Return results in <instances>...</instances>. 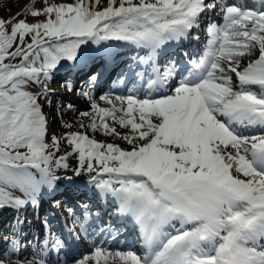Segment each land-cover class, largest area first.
Returning a JSON list of instances; mask_svg holds the SVG:
<instances>
[{
	"label": "snow or ice",
	"instance_id": "1",
	"mask_svg": "<svg viewBox=\"0 0 264 264\" xmlns=\"http://www.w3.org/2000/svg\"><path fill=\"white\" fill-rule=\"evenodd\" d=\"M34 2L0 18V208L37 206L75 156L74 175H87L97 199L138 227L142 254L97 246L70 264H264V134L241 131L264 130V0H106L102 10L101 0H41V9ZM217 6L223 24H208L203 54L173 87L180 74L174 64L157 66L159 52L188 38ZM113 42L145 51L139 62L154 75L142 95L101 96L110 107L95 102L92 75L79 93L92 113L81 116L90 117L89 131L130 147L82 132L49 138L41 101L50 103L53 71L91 46L109 55ZM61 140L70 151L58 156ZM3 240L0 264H47L35 254L21 261L15 233Z\"/></svg>",
	"mask_w": 264,
	"mask_h": 264
},
{
	"label": "rangeland",
	"instance_id": "2",
	"mask_svg": "<svg viewBox=\"0 0 264 264\" xmlns=\"http://www.w3.org/2000/svg\"><path fill=\"white\" fill-rule=\"evenodd\" d=\"M38 0H35V2ZM35 2H34V8H35ZM49 3H60V4H72L73 1L72 0H48ZM29 3V0H0V18L8 20L9 18L13 17L16 15V13L20 12L25 5H27ZM22 19H26V22L31 23L32 22V18L30 16L27 17H21ZM30 40V37H26L25 39V43H28V41ZM18 42V41H17ZM18 62V61H16ZM49 97V96H48ZM52 100L50 101V103L45 102V101H41L42 104V108H43V112L46 113L49 117V133L48 137L50 138L52 135H56L58 136V132H59V128L62 125L63 119L61 118V120H57L54 119L53 115H52V111H53V105H52ZM82 106V105H81ZM66 118V117H64ZM56 123V125H55ZM77 121H74V123H71L70 125H72L71 128H66L67 133L68 132H75L77 131ZM64 135V129L62 131V134L58 137H62ZM61 142H64L63 140H61ZM61 147V145H60ZM71 163L76 164L77 163V159H72L68 158Z\"/></svg>",
	"mask_w": 264,
	"mask_h": 264
}]
</instances>
